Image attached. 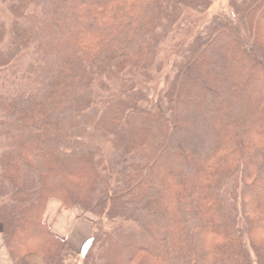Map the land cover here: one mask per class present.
Segmentation results:
<instances>
[{"label":"trees","instance_id":"trees-1","mask_svg":"<svg viewBox=\"0 0 264 264\" xmlns=\"http://www.w3.org/2000/svg\"><path fill=\"white\" fill-rule=\"evenodd\" d=\"M209 5L0 0V222L14 260L76 263L45 219L57 199L96 219L81 264H264V0H231L159 95L97 96L130 72L152 82L161 46Z\"/></svg>","mask_w":264,"mask_h":264},{"label":"rangeland","instance_id":"rangeland-1","mask_svg":"<svg viewBox=\"0 0 264 264\" xmlns=\"http://www.w3.org/2000/svg\"><path fill=\"white\" fill-rule=\"evenodd\" d=\"M232 11L233 10L231 7V0H210V5L203 13H199L196 11L187 12L180 21L179 25L177 26L176 28L177 31L174 34H172L170 39L161 46L160 56L163 65L161 67L162 68L161 71L156 75L155 79L152 82L145 83L142 77L137 76L134 73L130 72L127 76L124 77L123 81L119 85L114 86L115 89L113 88V91H111V93L101 92L98 90L97 96H102V98H107L110 95H114L115 93L117 95L125 88L129 87L131 84H135V86L139 89L149 90L151 94L155 96L159 95L160 92H163L165 90L169 78L173 76L174 74L173 69L175 63L180 60L181 55L188 48L189 44L193 41V39L198 34L202 33L214 18L226 14L232 15ZM20 59L21 60L17 63V67H19V71L26 66V64L30 60V57L27 53H24L20 56ZM10 71H11L10 69L9 70L6 69L5 71L0 72L1 74L0 76L3 79L4 77H9L8 79H10L11 78ZM1 77L0 79H2ZM3 91H5V87L2 86L0 82V92ZM60 203L62 204V202ZM62 206L66 208L63 204ZM76 208L79 207L66 208V209H76ZM79 209L84 214H86L87 217L96 220L93 214H90L89 212L86 213L81 208ZM90 223H92V221H90ZM92 227L94 233L96 230V226L93 223H92ZM2 233H3V226H2ZM67 247L68 248L66 251H68L69 254H72L74 257H76L77 261L75 264H81V257L79 256V253L73 250L69 245H67Z\"/></svg>","mask_w":264,"mask_h":264},{"label":"crops","instance_id":"crops-1","mask_svg":"<svg viewBox=\"0 0 264 264\" xmlns=\"http://www.w3.org/2000/svg\"><path fill=\"white\" fill-rule=\"evenodd\" d=\"M45 219L50 231L65 239L68 245L78 253L84 250L93 234L91 220L86 214L79 208L66 209L56 199L48 202ZM66 254L69 252L66 251ZM0 264H47V262L37 253H27L14 260L5 245L0 223Z\"/></svg>","mask_w":264,"mask_h":264}]
</instances>
